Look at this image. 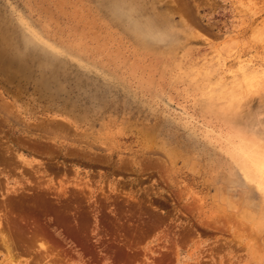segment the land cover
Returning a JSON list of instances; mask_svg holds the SVG:
<instances>
[{"label": "rangeland", "instance_id": "374dc122", "mask_svg": "<svg viewBox=\"0 0 264 264\" xmlns=\"http://www.w3.org/2000/svg\"><path fill=\"white\" fill-rule=\"evenodd\" d=\"M0 264H264V0H0Z\"/></svg>", "mask_w": 264, "mask_h": 264}]
</instances>
